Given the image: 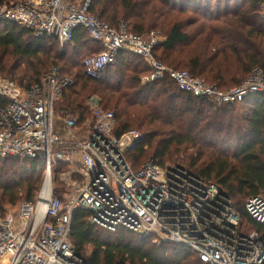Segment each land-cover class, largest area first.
I'll return each mask as SVG.
<instances>
[{
  "label": "trees",
  "instance_id": "1",
  "mask_svg": "<svg viewBox=\"0 0 264 264\" xmlns=\"http://www.w3.org/2000/svg\"><path fill=\"white\" fill-rule=\"evenodd\" d=\"M262 1L92 0L88 10L114 27L124 24L135 35L162 34L164 42L153 50L157 60L227 89L253 67L264 68ZM57 43L25 25L0 20V74L30 88L49 67L60 66L74 83L65 87L57 112L84 121L93 116L91 98L98 97L102 107L114 112L117 134L133 129L142 133V145L133 155L135 167L149 159L218 184L240 213L243 232L258 231L264 238V224L245 208L250 196L264 193V93L220 105L181 89L167 74L143 83L153 67L142 55L124 50L102 78L94 79L86 75L84 59L102 46L87 31L79 28L75 40L63 48ZM84 51L88 53L80 60ZM44 171L43 159L0 157V210L6 204L34 201ZM90 218L89 210L74 211L71 239L91 264H204L191 249L157 243L152 236L126 229L111 232Z\"/></svg>",
  "mask_w": 264,
  "mask_h": 264
},
{
  "label": "built area",
  "instance_id": "2",
  "mask_svg": "<svg viewBox=\"0 0 264 264\" xmlns=\"http://www.w3.org/2000/svg\"><path fill=\"white\" fill-rule=\"evenodd\" d=\"M91 1L0 0V20L25 25L62 46L75 40L79 28L87 31L102 46L84 59L85 73L94 79L102 78L124 50L142 55L153 67L143 83L167 74L181 89L220 105L264 93L260 66L227 89L188 70L166 67L153 55L164 42L162 35H135L124 24L114 27L89 12ZM260 11L264 18V0ZM73 83L58 66L30 88L0 74V157L45 161L36 199L0 210V264H91L71 239L73 213L79 208L89 210L90 221L101 228L126 229L157 243L186 247L204 264H264L263 236L243 232L242 217L223 189L182 167L153 161L135 167L131 158L142 145V133L117 134L114 112L102 107L98 97L90 100L91 119L80 121L65 112L56 116V103ZM60 164L79 166L60 173L64 195L54 183ZM245 208L264 224V193L250 196Z\"/></svg>",
  "mask_w": 264,
  "mask_h": 264
},
{
  "label": "rangeland",
  "instance_id": "3",
  "mask_svg": "<svg viewBox=\"0 0 264 264\" xmlns=\"http://www.w3.org/2000/svg\"><path fill=\"white\" fill-rule=\"evenodd\" d=\"M78 1H81V0H78ZM160 35H162V34H160ZM163 36V35H162ZM163 38H165L164 36H163ZM59 43V42H58ZM57 43V47H60V48H63L64 46H62L60 43L58 44ZM88 52H83V53H81V55H80V57H79V59L81 60L86 54H87ZM60 64H62V61H60ZM28 65V67H32V66H36V64L35 63H29V64H27ZM56 65H52L51 67H49V71L46 73V74H48L50 71H51V69L53 68V67H55ZM24 67V66H23ZM60 67V66H59ZM3 74H5V75H7L6 73H3ZM45 74V75H46ZM64 74V73H63ZM67 76V75H66ZM9 77V76H8ZM56 116H60L61 114L59 113V112H57L56 111V114H55ZM91 117H89V119H90ZM56 123H57V126H61V121H59V120H57L56 121ZM137 130V129H136ZM138 131H140V130H138ZM135 153V152H134ZM134 153H133V155H134ZM133 155H132V161L134 162V164H136L135 163V161H134V158H133ZM147 161H149V159H147V160H143V161H141V164H139L138 166H141V165H143V163H145V162H147ZM166 165H174L173 163H171V162H168V163H166ZM59 167V166H58ZM71 167L72 168H75V169H78L79 168V166L77 165V164H73V166H71V165H65L62 169H61V172L62 171H66V170H70L71 169ZM57 173L58 172H54V183H55V186H56V189H57V192L58 193H60V191H61V193H62V195H64L65 194V183H63V181H62V176H61V174L59 173V175H57ZM59 179H58V178ZM76 179V178H75ZM43 181H44V176H43V179H41V186H42V184H43ZM41 188V187H40ZM21 202V201H20ZM20 202H17L16 204H6L5 205V208H7V207H15V206H17ZM91 252H92V248L91 247H88L87 248V256H89V255H91Z\"/></svg>",
  "mask_w": 264,
  "mask_h": 264
}]
</instances>
